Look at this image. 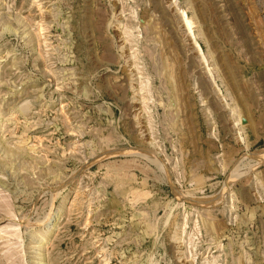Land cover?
Returning <instances> with one entry per match:
<instances>
[{
    "label": "rangeland",
    "instance_id": "1",
    "mask_svg": "<svg viewBox=\"0 0 264 264\" xmlns=\"http://www.w3.org/2000/svg\"><path fill=\"white\" fill-rule=\"evenodd\" d=\"M11 263L264 264V0H0Z\"/></svg>",
    "mask_w": 264,
    "mask_h": 264
},
{
    "label": "bare ground",
    "instance_id": "2",
    "mask_svg": "<svg viewBox=\"0 0 264 264\" xmlns=\"http://www.w3.org/2000/svg\"><path fill=\"white\" fill-rule=\"evenodd\" d=\"M188 26V25H187ZM198 48H199V46H198ZM131 151H134V149H130ZM259 158V157H258ZM57 214V213H56ZM58 215V214H57ZM46 220V219H45ZM12 264V263H11ZM19 264V263H18Z\"/></svg>",
    "mask_w": 264,
    "mask_h": 264
},
{
    "label": "water",
    "instance_id": "3",
    "mask_svg": "<svg viewBox=\"0 0 264 264\" xmlns=\"http://www.w3.org/2000/svg\"><path fill=\"white\" fill-rule=\"evenodd\" d=\"M241 122L244 123L245 122L244 119H241ZM187 201H189V200H187Z\"/></svg>",
    "mask_w": 264,
    "mask_h": 264
}]
</instances>
